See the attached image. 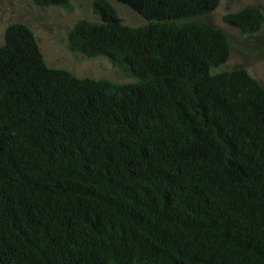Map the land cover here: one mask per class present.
Here are the masks:
<instances>
[{
    "label": "trees",
    "instance_id": "obj_1",
    "mask_svg": "<svg viewBox=\"0 0 264 264\" xmlns=\"http://www.w3.org/2000/svg\"><path fill=\"white\" fill-rule=\"evenodd\" d=\"M68 8V0H31ZM109 0L67 45L132 81L49 67L15 22L0 43V264H264V86L196 19L219 0ZM255 35L264 13L222 16Z\"/></svg>",
    "mask_w": 264,
    "mask_h": 264
},
{
    "label": "rangeland",
    "instance_id": "obj_2",
    "mask_svg": "<svg viewBox=\"0 0 264 264\" xmlns=\"http://www.w3.org/2000/svg\"><path fill=\"white\" fill-rule=\"evenodd\" d=\"M92 1L68 0V8H42L34 5L31 0H0V43L4 29L12 23L20 22L33 31L49 67L68 70L77 77L105 78L118 83L132 81L106 58H87L68 47L67 34L74 23L80 19L98 20L92 11ZM109 1L124 24L141 26L145 23L126 6L115 0ZM244 7H256L264 13V0H219L213 12L196 20L223 30L230 40L228 61L213 72L242 67L264 86V25L255 35H242L238 29L222 21L224 14Z\"/></svg>",
    "mask_w": 264,
    "mask_h": 264
}]
</instances>
